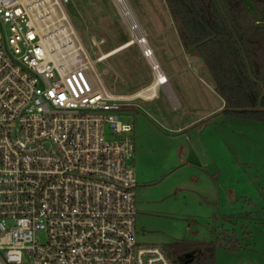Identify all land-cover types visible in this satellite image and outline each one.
Returning a JSON list of instances; mask_svg holds the SVG:
<instances>
[{
  "label": "built area",
  "instance_id": "obj_1",
  "mask_svg": "<svg viewBox=\"0 0 264 264\" xmlns=\"http://www.w3.org/2000/svg\"><path fill=\"white\" fill-rule=\"evenodd\" d=\"M26 1L0 0V264H173L135 237L130 100L50 58Z\"/></svg>",
  "mask_w": 264,
  "mask_h": 264
},
{
  "label": "rangeland",
  "instance_id": "obj_2",
  "mask_svg": "<svg viewBox=\"0 0 264 264\" xmlns=\"http://www.w3.org/2000/svg\"><path fill=\"white\" fill-rule=\"evenodd\" d=\"M33 1L45 3L47 9L46 2L52 3ZM53 2L58 3L51 7L57 17L62 11L73 31L67 38L56 36L49 41L58 63L86 67L92 87H103L118 97H129L150 83L152 71L136 42L99 61L103 54L131 40L112 0ZM125 2L151 42L161 70L175 72L173 93L179 98L182 92L190 102L219 101L206 80L199 85L191 77L172 39L164 1ZM242 2L253 18L251 4ZM47 26L51 37L59 24ZM67 39L83 51L70 54L64 50ZM158 93L153 101H129L120 116L132 127L137 241L159 246L167 254L166 245L173 240L209 241L214 245V264H264V123L234 115L214 116L210 123L175 131L171 125L173 120L181 121L176 115L179 111L162 90ZM229 236L236 248L226 243Z\"/></svg>",
  "mask_w": 264,
  "mask_h": 264
},
{
  "label": "trees",
  "instance_id": "obj_3",
  "mask_svg": "<svg viewBox=\"0 0 264 264\" xmlns=\"http://www.w3.org/2000/svg\"><path fill=\"white\" fill-rule=\"evenodd\" d=\"M163 1L227 113L264 123V0H247L253 18L242 0ZM225 241L236 248L231 236ZM166 246L173 264H214L213 242L173 240Z\"/></svg>",
  "mask_w": 264,
  "mask_h": 264
},
{
  "label": "crops",
  "instance_id": "obj_4",
  "mask_svg": "<svg viewBox=\"0 0 264 264\" xmlns=\"http://www.w3.org/2000/svg\"><path fill=\"white\" fill-rule=\"evenodd\" d=\"M169 27H170L169 28L170 32L173 35L172 39L175 40V44L179 48V54L185 60V62L187 64L186 65L187 69L190 71L191 77L193 78L194 82L196 84L200 85V84L205 83L204 81L206 80L207 81L206 86L210 90V93L217 96L213 91V85H212L211 79H210L208 73L206 72L202 62L200 61V59L197 57V55L195 53L188 51L186 49L184 43L181 41V38L178 35L176 26H175L172 18H171ZM130 35H131V32H130ZM144 35H143V37L145 39ZM131 38H132V36H131ZM146 43H147V46L149 47V49L151 50V52L153 53L152 48L150 46L151 42L149 44L146 40ZM157 44H159V43L157 42ZM129 46L130 45H128V41H127L124 44H122L121 46L115 48L114 50H111L108 53L112 52L111 53V56H112V55L118 53L119 50L122 51V50H124V48L127 49ZM108 53H106V54H108ZM152 59H153L154 63L157 65L158 71L160 72L161 76L164 77V79L166 81V83L163 85H160V84L156 85L155 97L158 96L159 89L162 90L163 94L165 95L166 100L170 101L172 108L179 111L176 115H178V119H181V121L179 123H176V121L173 120L174 125H171V126H173V130L182 132V131L188 130L189 128L193 127L194 125H196L197 123H200V122L201 123L203 122L205 124L210 123V121H212V117H214V116L231 117V115L229 113H227V111L224 109V102L218 96H217V98L219 101H193V102L191 101L190 102V101H187L185 99V97L183 96V93L179 91L180 97L178 98L176 96V94H174L172 89H171V80H172V76L175 72L171 71L169 73L167 70H165V72H163L161 70L160 66L158 65V63L156 62L155 58L153 57V54H152ZM148 66H149V64H148ZM153 84H154V73L151 72L150 83L147 86H145L144 88H142L141 90H138L133 95H131L129 97L126 96L125 98H132L133 100L139 99L142 101H153V98L152 99H144V98L137 96L140 91H143L145 89L150 88ZM130 101H132V100H130ZM163 122L165 123V121H163Z\"/></svg>",
  "mask_w": 264,
  "mask_h": 264
},
{
  "label": "bare ground",
  "instance_id": "obj_5",
  "mask_svg": "<svg viewBox=\"0 0 264 264\" xmlns=\"http://www.w3.org/2000/svg\"><path fill=\"white\" fill-rule=\"evenodd\" d=\"M112 1H113V4L115 5V7L117 8L118 12L120 13L122 20L125 22L129 31L131 32L132 38L128 42V45H131L133 42L137 43L138 40L143 37V34L141 32V29H139V26L137 25V23L133 17V14L131 13L130 9L128 8L125 0H112ZM26 3H27V5H30L31 9H33L35 11V13H34L35 17L32 18V22L36 23L37 28L40 30V32L44 38V41L47 44L48 56L50 58H52L53 55L51 54L52 50L50 48L51 44L49 41H51V40L53 41V39L56 36H58L60 38L61 37L67 38V37L73 35V31H72L71 27H68L69 25L66 24L67 18L65 17V15L62 11L60 12L59 16L57 17L54 9L51 8L54 3H50L49 1L46 2L49 5V6L47 5L49 9H47L46 7L44 8L45 3H43V4L42 3H34L33 0H29V1L27 0ZM49 20H51V22ZM55 22L58 23L59 26H58V28L54 29L55 30V32H53L54 34H52V36L50 35L51 37H49V35H48L49 33L47 34V32H48L47 29L49 28V26H47V23L48 24L52 23V26H54L56 24ZM71 40L72 39H69V40L67 39V44H66L67 46L65 47L64 50L70 52V54L75 53L77 51L78 52L83 51L79 44L73 45V43H75V42H73V40L72 41ZM62 46L64 47L65 45H62ZM119 51H121V50H119ZM110 56H111V53L104 54L99 58V61L105 60V59L109 58ZM148 60H149V64H154L153 59L151 57ZM154 69H155L154 70V84L150 88L145 89L143 91H140L137 95L138 97H141L144 99H152L155 97V87L157 84H159V80L162 78V76H161V74L157 68H154ZM125 99L133 100L132 98H125Z\"/></svg>",
  "mask_w": 264,
  "mask_h": 264
},
{
  "label": "water",
  "instance_id": "obj_6",
  "mask_svg": "<svg viewBox=\"0 0 264 264\" xmlns=\"http://www.w3.org/2000/svg\"><path fill=\"white\" fill-rule=\"evenodd\" d=\"M188 254H185V256H187Z\"/></svg>",
  "mask_w": 264,
  "mask_h": 264
}]
</instances>
